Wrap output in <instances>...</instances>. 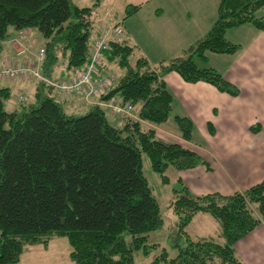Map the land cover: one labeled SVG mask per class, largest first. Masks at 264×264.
<instances>
[{
  "label": "trees",
  "instance_id": "16d2710c",
  "mask_svg": "<svg viewBox=\"0 0 264 264\" xmlns=\"http://www.w3.org/2000/svg\"><path fill=\"white\" fill-rule=\"evenodd\" d=\"M102 2L79 8L72 0H0V44L12 30L35 31L47 51L41 73L52 80L70 81L89 63L101 34L94 9ZM263 7L264 0H221L208 34L184 57L157 69L145 58L136 60L133 67L134 49L125 40L112 43L107 55L118 65L119 74L101 101L132 105L133 113L140 108L139 121L123 116V129L114 127L105 109L93 103L86 102L93 106L83 117L66 113L52 96L59 92L37 80H32L35 101L9 112L6 103L11 90L0 86V264H19L27 245L47 248L55 237L68 239L75 264H134L135 251L147 252V234L162 229L164 218L143 172V154L149 157L152 170L164 178L170 167L186 171L206 162L196 149L164 141L155 128L142 122L158 127L172 116V96L164 81L172 72L187 83L204 82L239 96L238 87L215 69L198 66L193 58L205 59L208 52L237 53L240 46L227 40L228 30L252 24L264 31V17L257 15ZM138 11L139 7L128 8L127 17ZM112 25L126 30L121 23L105 26ZM61 59L68 77L54 74ZM175 121L185 142H192V121L179 116ZM208 128L214 132L212 123ZM182 185L171 203L179 218L178 256L168 260L164 253L163 259L168 264H243L235 245L264 223V181L228 196L196 197ZM200 213L220 223L223 244L188 235L186 228ZM182 238L185 246L180 245Z\"/></svg>",
  "mask_w": 264,
  "mask_h": 264
},
{
  "label": "crops",
  "instance_id": "0c3cea01",
  "mask_svg": "<svg viewBox=\"0 0 264 264\" xmlns=\"http://www.w3.org/2000/svg\"><path fill=\"white\" fill-rule=\"evenodd\" d=\"M220 2L221 0H115L101 14V21L97 22L100 27L96 30H101L110 23L123 24L126 29L124 40L134 49V63L139 58H145L152 69H157L162 63L167 64L184 57L188 49L208 34L217 20ZM132 7H139V11L127 17V9ZM257 15L264 17V7ZM25 36L19 46L18 39ZM226 38L240 46L237 53L224 55L208 52L205 59H193L198 66L215 69L238 87L239 96L232 97L204 82L187 83L179 74L172 72L164 78L172 96V116L158 127L142 122L144 126L155 128L160 139L185 143L201 153L206 164L181 171L180 178L182 184L196 197L214 193L228 196L264 181V31L246 24L228 30ZM40 39L42 37L35 31H10L9 39L0 44V62L21 61L34 64L35 54L45 46L40 43ZM21 49H25V54L18 56L17 52ZM57 65L54 66V74L62 78L68 71L67 66ZM0 86L11 90L10 100L16 106L9 112L22 106L19 98L23 94H27L28 104L35 101L36 85L33 81L22 83L2 80ZM55 94L65 112L67 110L66 113L71 115L93 106L76 96ZM103 109L106 110L104 107ZM139 109L135 107L134 120L139 117ZM111 116L112 125L123 129L125 122L122 117ZM177 116L192 121V142L187 143L183 139L175 121ZM209 123L213 124V133L208 128ZM258 126L260 129L254 131L253 128ZM209 216L210 214L200 213L189 226L199 222L200 228L194 229L195 233L202 231L205 224L215 226V221L210 219L213 216ZM204 229L208 231L207 228ZM196 235L195 240L214 239ZM51 243L52 240L47 248L43 245L26 246L24 252L28 247L36 253L40 252V248L49 251ZM235 253L243 264H264V223L235 245ZM43 259L34 256L28 263L35 264ZM19 264H25L24 257Z\"/></svg>",
  "mask_w": 264,
  "mask_h": 264
},
{
  "label": "rangeland",
  "instance_id": "374dc122",
  "mask_svg": "<svg viewBox=\"0 0 264 264\" xmlns=\"http://www.w3.org/2000/svg\"><path fill=\"white\" fill-rule=\"evenodd\" d=\"M115 0H104L102 6L95 7V15L97 16V22L99 23L100 16L102 13L106 11V9L109 7L111 3H113ZM95 4V0H72V5L74 7H79V8H88V7H93ZM114 7V6H113ZM97 23V25H98ZM99 27V25H98ZM126 37V35H125ZM26 36L23 38L18 39V45H21V42L25 40ZM41 40V39H40ZM40 43L44 44V40L42 39ZM40 44L36 47L37 49L39 48ZM43 48V47H42ZM42 48H40L38 51H40ZM24 51L25 54V49H21L20 51L17 52L18 56H21L22 54L19 55V52ZM135 57L132 56L130 61L132 63V66L135 67L136 63L135 62ZM37 60V54H35V63ZM65 59H61L60 62L58 63V67L63 64H66L64 61ZM111 66L113 68V71L118 73L119 71L116 69L118 65H113L111 62ZM67 75L70 73L69 71L65 72ZM76 73V72H75ZM66 74H64V77H68ZM57 77V75H56ZM4 80H9V79H4ZM2 81V80H0ZM9 81H16V82H22L25 83L27 81H32V80H9ZM57 93V92H55ZM53 93L52 96L56 98V94ZM63 94V93H62ZM24 95V94H23ZM71 96H76L73 94H70ZM27 96V94H25ZM81 96V95H79ZM79 96H76L78 98H81ZM33 97V96H32ZM31 97V100L33 98ZM21 98V97H20ZM83 100V99H82ZM114 100V99H113ZM26 101L28 102V96L26 97ZM26 101H21L19 99V102L24 105V103H27ZM84 101V100H83ZM86 102V101H85ZM28 104V103H27ZM95 106H97L94 103ZM16 105H14V102L12 100L8 101L6 103V110H13ZM66 112H68L66 110ZM90 112V109L88 107H85V110L83 111H78L74 114L75 117H83L87 115ZM106 115L110 122L112 123V116L109 111L105 110ZM114 115V114H113ZM132 117L135 118V114L132 113ZM116 116V115H115ZM121 117V116H118ZM123 118V117H122ZM120 120V119H119ZM135 121H139V117L135 119ZM143 125V124H142ZM146 127H149L146 126ZM143 160V172L146 177V179L149 182L150 188L152 189V193L155 196V198L158 200L161 208V212L164 218V226L162 229H159L155 232H151L147 234L148 236V248L147 252L144 251V249L135 251L134 252V258L135 262L134 264H168L164 259H163V254L167 253L168 255V260L174 259L178 256V250L175 247L176 244V237L177 232H178V223H179V218L178 216L173 212V209L171 207L172 201L176 200V192L182 190V183L180 181V178L182 177L181 171L177 170L173 167H170L166 173H165V178L154 172L151 168V162L149 157L146 154H143L142 156ZM166 179V181H164ZM209 217H212L211 215ZM215 221V226L212 224H205L203 228L201 229L202 231L195 233L194 229H199L200 225L199 222L197 224H193L191 226H188L186 228V231L188 235L194 239L196 238V234L198 236H210L215 239L217 243L223 244L224 240L220 238L221 234V225L220 223L215 220L214 217L210 218ZM204 228H207L208 231H206ZM127 240L128 242L130 241V237L127 235ZM198 240V239H197ZM187 244L185 238H182L180 241L181 246H185ZM153 245H157L154 247ZM27 246H32V245H27ZM39 249V248H37ZM21 259L23 257L25 258V264H34V262L28 263L30 261V258L36 256L40 258H44L41 262H37L35 264H75L72 259H71V246L69 244V241L67 238H59L55 237L54 240L52 239V243L49 247V251H45L44 248H40V252L36 253L35 250H31L29 247L26 252H23ZM44 260L46 262H44Z\"/></svg>",
  "mask_w": 264,
  "mask_h": 264
},
{
  "label": "built area",
  "instance_id": "2783aa9c",
  "mask_svg": "<svg viewBox=\"0 0 264 264\" xmlns=\"http://www.w3.org/2000/svg\"><path fill=\"white\" fill-rule=\"evenodd\" d=\"M124 38L125 30L120 25L103 27L101 34L93 44L89 63L70 81L52 80L41 73L42 64L47 55L45 48L38 51L37 60L34 64L11 63L10 61L6 64L0 63V80L41 81L59 93L81 95L79 97L84 101L104 107L116 116L132 117L134 110L132 105H123L112 99L107 102L101 101V98L115 86L118 79V76L113 73L111 61L107 54L112 43H122ZM20 54L23 55L24 51L19 52ZM20 100L24 102L26 97L22 96Z\"/></svg>",
  "mask_w": 264,
  "mask_h": 264
}]
</instances>
